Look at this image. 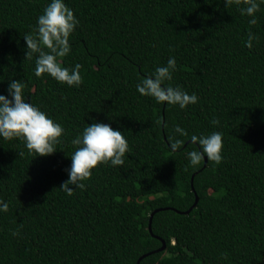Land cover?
Returning a JSON list of instances; mask_svg holds the SVG:
<instances>
[{
	"label": "trees",
	"instance_id": "obj_1",
	"mask_svg": "<svg viewBox=\"0 0 264 264\" xmlns=\"http://www.w3.org/2000/svg\"><path fill=\"white\" fill-rule=\"evenodd\" d=\"M64 2L79 24L57 59L82 66L79 86L37 76L38 54L25 56L23 36L50 0H0V94L20 81L26 102L64 128L47 156L0 138V264H136L160 240L166 249L140 264H264V4L249 24L246 0ZM170 56L176 70L165 84L198 96L183 109L136 91ZM93 121L120 130L129 149L123 165L98 164L69 195L60 186L71 141ZM214 131L222 160L192 165L191 136ZM174 136L184 141L176 150ZM196 197L188 214L175 212Z\"/></svg>",
	"mask_w": 264,
	"mask_h": 264
},
{
	"label": "clouds",
	"instance_id": "obj_2",
	"mask_svg": "<svg viewBox=\"0 0 264 264\" xmlns=\"http://www.w3.org/2000/svg\"><path fill=\"white\" fill-rule=\"evenodd\" d=\"M262 4L264 0H246V6L240 8L242 15L251 17L249 24H256L255 13L260 11ZM78 24L73 10L64 0H50L45 6L42 14L37 17L34 31L23 36L26 58L31 59L33 54H38L34 69L37 76L47 73L56 81L68 86L80 85L82 66L77 63L73 67H64L57 59L69 54V38ZM254 39L255 35L249 32L245 46L251 48ZM176 63L175 57L170 56L165 65L155 67L151 74L139 80L136 91L141 96L154 98L157 103L167 102L168 105H177L181 109L195 104L198 101L195 93L189 94L178 85L165 84L173 79ZM218 123V120H212L213 125ZM173 130L181 137L188 135L180 125H175ZM63 133L64 128L60 123L32 103L26 102L20 81L12 80L8 85L7 95L0 94V138H21L30 153L35 156H47L56 151L55 145L60 142L59 138ZM191 142L197 145L186 153L192 165H198L205 159L216 163L222 160L223 142L220 131L199 136L193 134ZM71 143L76 148L70 157L71 165L66 170L67 179L60 186V189L69 195L74 191L70 185H74L75 189L85 187L83 181L90 178L91 170L98 164L110 162L112 166L123 165L125 153L129 149L127 139L120 130L112 128L110 124L96 121L87 125ZM183 143V140L175 136L170 138L172 150L179 149ZM7 209L8 204L0 201V212ZM18 234L16 231L12 232L13 236Z\"/></svg>",
	"mask_w": 264,
	"mask_h": 264
},
{
	"label": "water",
	"instance_id": "obj_3",
	"mask_svg": "<svg viewBox=\"0 0 264 264\" xmlns=\"http://www.w3.org/2000/svg\"><path fill=\"white\" fill-rule=\"evenodd\" d=\"M206 163H207V161H206V159H205L204 166H206ZM191 187H192V191H194L192 184H191ZM197 202H198V198L196 197V198H195V202H194V204H193V205H192V206H191L186 212H178V211H175V212L178 213V214H188V213H189V212H190V211L196 206ZM166 209H167V208H166ZM160 210H161V209L154 210V211L151 212L150 215H149L148 231H149V233H150L152 236H153V234H152V230H151L152 218H153L154 214L157 213V212L160 211ZM153 237H154V236H153ZM160 241H161V247H160L159 249H157V250L154 251V252H151V253H147V254L142 255L141 257H139V259L137 260L136 264H140V261H141L143 258H145L146 256L150 255V254H153V253H156V252H162V251H164V250L166 249V243H165L164 240H160Z\"/></svg>",
	"mask_w": 264,
	"mask_h": 264
}]
</instances>
